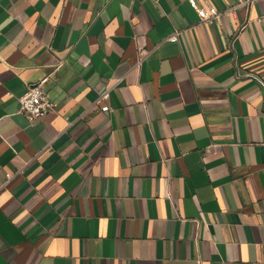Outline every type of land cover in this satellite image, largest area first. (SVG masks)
<instances>
[{
  "label": "crops",
  "instance_id": "0c3cea01",
  "mask_svg": "<svg viewBox=\"0 0 264 264\" xmlns=\"http://www.w3.org/2000/svg\"><path fill=\"white\" fill-rule=\"evenodd\" d=\"M239 1L0 0V264H264V0Z\"/></svg>",
  "mask_w": 264,
  "mask_h": 264
},
{
  "label": "built area",
  "instance_id": "2783aa9c",
  "mask_svg": "<svg viewBox=\"0 0 264 264\" xmlns=\"http://www.w3.org/2000/svg\"><path fill=\"white\" fill-rule=\"evenodd\" d=\"M189 3L195 8L202 21L209 19H220L224 11L219 10L215 6L202 7L199 5L198 0H188ZM256 0H240L236 7H250ZM245 25L241 27L243 29ZM179 32L176 31L168 37L171 41L178 40ZM143 54V53H142ZM144 55V54H143ZM142 55V56H143ZM62 63V61H61ZM49 76L43 77L38 83L30 87L29 91L19 98V111L26 115L30 122H34L37 119L44 117L50 110L55 108V103L49 98L44 85L48 81ZM112 86H106L99 92L95 103L100 105L103 112H110L112 107L109 103L111 98ZM7 181H10L14 177V173H7Z\"/></svg>",
  "mask_w": 264,
  "mask_h": 264
}]
</instances>
